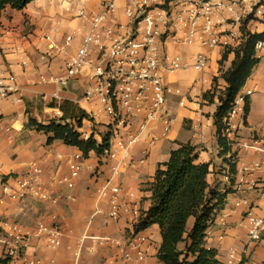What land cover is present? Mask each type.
<instances>
[{
	"label": "crops",
	"instance_id": "0c3cea01",
	"mask_svg": "<svg viewBox=\"0 0 264 264\" xmlns=\"http://www.w3.org/2000/svg\"><path fill=\"white\" fill-rule=\"evenodd\" d=\"M99 1L95 3L96 8ZM76 9V0H37L22 11L7 7L0 18V22L12 31L10 37L1 42L0 63L16 75L22 97L21 102H0V173L22 174L35 165L43 172L45 186L59 197L55 206L35 199L17 202L4 197L0 190V227L5 223H17L30 233L26 257L38 260L39 264H164L158 258L162 245L158 225L143 230L150 238L144 261L125 263L120 260L115 247H99L90 239L82 241L84 235L111 236L121 241L126 239V221H111L107 216V202L99 199V191L111 176L109 168L115 161L106 162L94 152L90 153L82 162L83 169L74 179V187L68 188L62 181L70 176V163L81 151L60 140L49 143L50 135L39 132L30 124V116L45 125L51 120L61 119L63 113L58 107L69 101L89 116L79 130L84 139L94 134L95 139L101 142L102 135L108 132V121H105L101 107L96 102L84 99L90 84V72L76 77L64 88L56 84L38 83L41 76L62 75L67 61L81 46L89 23L75 17ZM118 17L121 21L125 20L123 8L119 10ZM248 29L264 32V27L257 23L249 25ZM70 35L74 36L71 46L60 54L53 51L51 42L44 39L51 37L52 41L61 45ZM20 45L21 50L14 51ZM172 52L179 53L187 65H191L195 55L203 52L210 57V64L202 73L188 68L168 76L166 84L171 94L168 96L167 110L175 119L172 131L166 138L155 140L150 137L151 131L143 134L131 151L135 164L116 178L125 191L133 192L142 202L144 211H148L152 205L150 187L158 167L169 161L171 153L181 145L196 147L198 161L210 165L209 182L218 184L222 191L229 190L222 176L230 170L229 160L226 162L225 157L220 156L214 116L220 105L219 96L228 87L224 74L232 68L235 50L233 47L208 50L196 45L175 47ZM258 58L260 63L244 86L255 93L249 100V112L239 136L241 142L249 143L257 139L264 144V50L258 53ZM205 95L209 97L205 98ZM183 99L184 105H181ZM50 103L56 106L51 107ZM138 126L139 121H135L131 131L137 132ZM196 126L201 129L200 134L194 130ZM154 132L159 134L160 128ZM200 136L203 137L202 144L199 142ZM232 151L237 155V171L243 164L264 160V156L255 151L240 147H233ZM246 180L249 184L255 183V189L250 190L246 185L239 193L231 191L223 212L228 213L233 209L236 200L247 199L251 202L254 215L264 219V194L260 191L264 173L249 176ZM98 209L102 213L95 214ZM247 210L245 207L239 208L237 214L227 218L224 226L216 220L208 230L206 247L217 251L219 264H227L231 249L237 251V264H264V227L263 240L249 242L245 221ZM44 211L56 212L63 226L61 246L54 250L47 246L45 235L36 236L37 221ZM192 223L190 220L189 229ZM91 248L93 251H90ZM10 264L23 262L14 259L10 260Z\"/></svg>",
	"mask_w": 264,
	"mask_h": 264
},
{
	"label": "built area",
	"instance_id": "2783aa9c",
	"mask_svg": "<svg viewBox=\"0 0 264 264\" xmlns=\"http://www.w3.org/2000/svg\"><path fill=\"white\" fill-rule=\"evenodd\" d=\"M97 1L76 0L75 17L88 22L89 30L83 36L77 53L67 61L64 73L60 76H41L38 83L64 88L76 77L90 72V84L84 99L101 107L111 134L110 147L101 159L115 161L109 168L111 176L99 191V199L107 202V216L111 221H126L128 234L124 241L111 236L89 235H84L82 241L90 239L99 247H115L120 260L125 263L144 261L150 238L143 230L137 231L144 215L142 202L133 192L125 191L116 178L135 164L131 151L143 134L151 131L150 137L155 140L166 138L172 131L175 119L167 110L171 94L166 84L168 76L188 68L202 73L210 64V57L201 52L195 55L191 65H187L179 53L170 51L169 46L197 45L208 50L233 47L235 51L239 50L252 35L264 33L248 29L253 23L264 27V0H100L96 8ZM121 8L124 21L118 17ZM11 34V29L0 22V55L3 49L1 42ZM44 39L51 42L53 51L60 54L71 46L74 36H67L61 45L52 41L51 37ZM21 48L22 45L16 46L14 51ZM263 50L264 40H260L255 46L257 58ZM254 93L246 87L239 91L224 119L222 135L232 148L240 147L264 156L261 141L241 142L239 136ZM9 100L22 101L20 87L16 75L0 63V102ZM180 104L184 105V99ZM135 121H139L138 130L132 132ZM159 128L160 133H155ZM194 130L201 133L197 126ZM199 142L203 143L202 136ZM84 159L81 152L70 163V176L62 181L68 188L74 187V179L82 172ZM260 173H264V160L243 164L235 176L229 171L222 176L227 187L239 193L246 185L254 190L257 185L249 184L246 179ZM0 190L11 201L35 199L54 206L59 202V197L45 186L42 170L35 165L22 174L0 173ZM260 191L264 194V182ZM241 207L249 209L245 213L249 242L263 240L264 219L254 215L251 202L247 199L236 200L233 209L228 213L222 212L217 222L224 226L227 218L237 214ZM100 213L102 211L98 209L95 214ZM43 235L50 249L61 246L64 230L56 212L44 211L40 214L36 236ZM30 239L31 234L19 224L5 223L0 227V259L39 264L38 260L26 257ZM238 261L236 249H231L226 263L237 264Z\"/></svg>",
	"mask_w": 264,
	"mask_h": 264
},
{
	"label": "trees",
	"instance_id": "16d2710c",
	"mask_svg": "<svg viewBox=\"0 0 264 264\" xmlns=\"http://www.w3.org/2000/svg\"><path fill=\"white\" fill-rule=\"evenodd\" d=\"M34 1L37 0H0V18L7 7L22 11ZM260 40H264V33L252 35L243 47L235 51L232 68L224 74L228 87L219 96L220 105L214 116L220 156L225 157L226 162L229 160V173L232 176L237 173V155L222 135L224 119L237 94L260 63L255 55V46ZM49 106L56 105L50 103ZM58 108L63 113L61 119L51 120L45 125L30 116V124L39 132L50 135L49 143L60 140L78 148L85 158L92 152L102 158L110 147L111 134L107 132L102 135L101 142L95 139L94 134L84 139L79 130L83 121L89 119L87 113L69 101L60 104ZM196 150L190 144L181 145L171 153L169 161L158 167L150 187L152 205L148 211H144L137 227V231H140L152 225L159 226L162 245L158 258L164 264H219L217 251L206 247V237L208 230L224 211L231 190L222 191L218 184L209 182L210 165L198 161ZM190 220L193 221L191 229L188 228ZM0 264H10V260L0 259Z\"/></svg>",
	"mask_w": 264,
	"mask_h": 264
},
{
	"label": "rangeland",
	"instance_id": "374dc122",
	"mask_svg": "<svg viewBox=\"0 0 264 264\" xmlns=\"http://www.w3.org/2000/svg\"><path fill=\"white\" fill-rule=\"evenodd\" d=\"M170 47H171V49H170V51H173V49L175 48V47H177V46H175V45H170ZM216 92H217V90H216ZM216 92H215V94H216ZM33 113L35 114V111H33ZM95 132H98L97 130L95 131Z\"/></svg>",
	"mask_w": 264,
	"mask_h": 264
}]
</instances>
